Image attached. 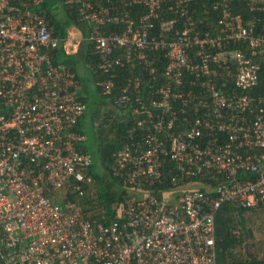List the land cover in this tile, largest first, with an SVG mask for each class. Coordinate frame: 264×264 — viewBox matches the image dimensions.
Instances as JSON below:
<instances>
[{"label": "built area", "instance_id": "built-area-1", "mask_svg": "<svg viewBox=\"0 0 264 264\" xmlns=\"http://www.w3.org/2000/svg\"><path fill=\"white\" fill-rule=\"evenodd\" d=\"M236 1L258 15L245 20ZM44 2L0 0V264H218L221 206L264 204V95L251 93L264 65V0H65L88 36L58 35ZM209 10L216 24L201 27ZM84 41L110 74L98 83L105 94L125 64L118 50L150 75L149 51L169 59L148 101L143 74L115 101L135 122L114 174L135 193L110 221L87 217L69 193L85 195L93 155L76 130L87 109L79 80L55 60Z\"/></svg>", "mask_w": 264, "mask_h": 264}, {"label": "trees", "instance_id": "trees-1", "mask_svg": "<svg viewBox=\"0 0 264 264\" xmlns=\"http://www.w3.org/2000/svg\"><path fill=\"white\" fill-rule=\"evenodd\" d=\"M259 3V2H258ZM53 1L45 0L42 10L46 13L50 21L56 26L58 35H66L69 25H77L84 35L88 36L90 28L79 18L75 6H68L65 0L61 1L62 6L53 5ZM235 11L242 13L245 20L257 16L258 11L252 10L248 2H234ZM135 14L143 13L146 8L143 5L136 6ZM209 10L208 15L199 13L197 22L201 27H210L216 24L218 14ZM59 13H64V17H59ZM165 15V14H164ZM166 17H175L172 12L166 14ZM110 29L115 28V24L109 25ZM158 32V28L155 29ZM123 53L125 64L117 67L115 74V88L109 94L102 92V87L98 84L110 77V74L104 73L99 69V54L93 43L84 41L77 53L67 55L63 48H60L56 54L55 62L57 64L72 68L77 75L79 84H81V75L78 72V62L82 61L91 74V79L97 90L106 97L107 104L105 115H99L100 110L92 114V119L87 116L89 108L85 95L78 93L77 96L86 103L87 109L80 119L77 129L88 135L87 141L83 146L92 153L93 165L89 171V179L86 184V193L79 197L78 192L73 188L69 193L78 200L84 209V213L91 219H102L110 221L122 216L123 201L129 194L135 193L133 190L122 187L121 182L115 177V164L117 152L128 142L127 129L135 122L130 110L119 109L116 105V99L124 92L126 85L131 78L143 74L144 83L141 85V99L148 101L152 95L151 92L165 79L163 71L169 62L165 56L166 50L149 51L148 56L155 62L156 68L154 75H150L149 70H144V63L140 59L130 58L125 51ZM117 53V52H116ZM148 57V58H149ZM80 86V85H78ZM78 89V88H77ZM252 94L264 95V65L262 67L260 79L256 88L251 91ZM101 107L100 103H97ZM128 108H133L130 106ZM93 129V138L89 136ZM254 177V176H250ZM167 186V185H165ZM58 198H54L57 200ZM264 244V204L253 208H242L233 203H224L217 212L216 216V250L218 264H264V248L258 244Z\"/></svg>", "mask_w": 264, "mask_h": 264}, {"label": "rangeland", "instance_id": "rangeland-1", "mask_svg": "<svg viewBox=\"0 0 264 264\" xmlns=\"http://www.w3.org/2000/svg\"><path fill=\"white\" fill-rule=\"evenodd\" d=\"M55 3H57V6H62L61 5V0H55ZM64 17V13H62ZM79 26L77 25H69V28L67 29V31H70L74 34H76L77 36H81V32L79 30ZM80 33V34H79ZM81 47V45H80ZM80 47L76 50L77 53L78 50L80 49ZM78 72L81 75V85L78 87V93L85 95L87 102H88V106L89 108L87 109V116L89 117V120L92 119V114L94 111L96 110H100L99 115L104 116L105 115V111L107 110V108H105L106 104H107V100L106 97L104 95H102L97 88L95 87L94 82L91 79V74L88 72L87 68L85 67L84 63L82 61L78 62ZM97 103H100L101 107L97 108L98 105ZM91 132H89V136L92 139L93 138V129L90 130ZM262 249L264 248V244H258Z\"/></svg>", "mask_w": 264, "mask_h": 264}, {"label": "crops", "instance_id": "crops-1", "mask_svg": "<svg viewBox=\"0 0 264 264\" xmlns=\"http://www.w3.org/2000/svg\"><path fill=\"white\" fill-rule=\"evenodd\" d=\"M51 1H53V3H54L53 5L57 6V3H55V0H51ZM62 16H63V14L62 13H59V17L61 18ZM79 85H81V84H79Z\"/></svg>", "mask_w": 264, "mask_h": 264}]
</instances>
